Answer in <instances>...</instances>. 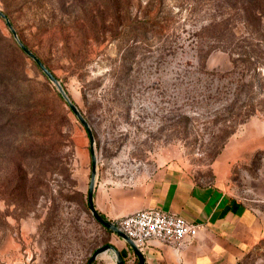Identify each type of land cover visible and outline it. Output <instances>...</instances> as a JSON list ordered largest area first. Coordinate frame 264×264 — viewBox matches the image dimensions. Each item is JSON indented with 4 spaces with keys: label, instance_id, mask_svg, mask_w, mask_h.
<instances>
[{
    "label": "rangeland",
    "instance_id": "1",
    "mask_svg": "<svg viewBox=\"0 0 264 264\" xmlns=\"http://www.w3.org/2000/svg\"><path fill=\"white\" fill-rule=\"evenodd\" d=\"M104 4L0 0L90 123L96 184L129 187L167 158L264 190V150L222 167L232 140L264 138V0ZM17 45L0 17V264H87L113 236L87 205L89 136ZM238 264H264V243Z\"/></svg>",
    "mask_w": 264,
    "mask_h": 264
},
{
    "label": "crops",
    "instance_id": "2",
    "mask_svg": "<svg viewBox=\"0 0 264 264\" xmlns=\"http://www.w3.org/2000/svg\"><path fill=\"white\" fill-rule=\"evenodd\" d=\"M261 134L253 141L247 137L232 140L222 159L223 169L264 150ZM220 177L213 182H201L181 163L162 158L156 160L147 179L129 187L124 183L96 184L94 203L98 212L115 224L135 211L160 209L201 225L192 239L150 243L142 251L146 264H238L264 243V190L241 195ZM109 244L127 264L139 261L114 232ZM95 264H116L114 252L101 254Z\"/></svg>",
    "mask_w": 264,
    "mask_h": 264
},
{
    "label": "water",
    "instance_id": "3",
    "mask_svg": "<svg viewBox=\"0 0 264 264\" xmlns=\"http://www.w3.org/2000/svg\"><path fill=\"white\" fill-rule=\"evenodd\" d=\"M0 17L3 18L6 23L8 28L10 29L14 39L20 46V48L24 51V53L31 58L42 70V72L45 74V76L57 87L59 93L63 97V99L66 101L68 104L70 110L75 114V116L78 118L80 123L83 125V127L86 129L89 140H90V151H91V158H92V166H91V178H90V184H89V189H88V195H87V202H88V207L89 210L93 216V218L101 224L103 227L111 230L115 234H117L122 240H124L128 246L134 251V253L137 255V258L139 260V264H146L145 263V258L141 250H139L134 242L124 233L122 232L118 226L106 219L104 216H102L98 210L96 209L95 203H94V191H95V185H96V175H97V164H98V157L95 152V136L92 127L90 126V123L88 120L84 117L78 106L72 102L70 97L68 96L66 90L60 83L59 79L53 74V72L42 62V60L29 48L27 47L20 39L18 32L14 28L11 20L9 17L0 10ZM107 251H112L115 254V260L116 264H127L123 257L121 256L120 252L111 244H107L104 246H101L97 248L92 255L90 256L87 264H95L97 258L107 252Z\"/></svg>",
    "mask_w": 264,
    "mask_h": 264
},
{
    "label": "built area",
    "instance_id": "4",
    "mask_svg": "<svg viewBox=\"0 0 264 264\" xmlns=\"http://www.w3.org/2000/svg\"><path fill=\"white\" fill-rule=\"evenodd\" d=\"M116 225L143 251L150 243H177L197 236L201 225L160 209H143L121 218Z\"/></svg>",
    "mask_w": 264,
    "mask_h": 264
},
{
    "label": "trees",
    "instance_id": "5",
    "mask_svg": "<svg viewBox=\"0 0 264 264\" xmlns=\"http://www.w3.org/2000/svg\"><path fill=\"white\" fill-rule=\"evenodd\" d=\"M119 1H121V0H105V4H104V6L105 7H107V11H109L110 9H111V6H113L115 3H117V2H119ZM128 1H130V0H128ZM5 13V12H4ZM7 16H8V14L7 13H5ZM9 17V16H8ZM10 19V18H9ZM13 24V23H12ZM14 26V25H13ZM14 28H15V26H14ZM16 29V28H15ZM17 31V30H16ZM13 36V35H12ZM22 41V40H21ZM23 42V41H22ZM24 43V42H23ZM25 44V43H24ZM26 45V44H25ZM27 46V45H26ZM28 47V46H27ZM15 48H16V46H15ZM15 50H19V52H21V54H23V55H26L25 53H24V51L20 48V46L19 45H17V49H15ZM18 52V51H17ZM27 56V55H26ZM28 57V56H27ZM43 62V61H42ZM35 63V62H34ZM36 64V63H35ZM37 65V64H36ZM38 66V65H37ZM1 68V67H0ZM10 68H12V66L11 65H9V67H8V69L5 71L6 73L9 71V69ZM38 68H39V66H38ZM40 69V68H39ZM41 70V69H40ZM43 75L45 76V74L43 73ZM46 77V76H45ZM47 78V77H46ZM6 80V78H5V76H4V73L3 72H0V85L1 84H5V80ZM6 83L8 84V82L6 81ZM87 205H88V202H87ZM89 208V207H88ZM105 228V227H104ZM107 229V228H106ZM107 230H109V229H107ZM109 231H111V230H109ZM107 245V244H106ZM104 246V245H103ZM136 264H139V261H136Z\"/></svg>",
    "mask_w": 264,
    "mask_h": 264
}]
</instances>
